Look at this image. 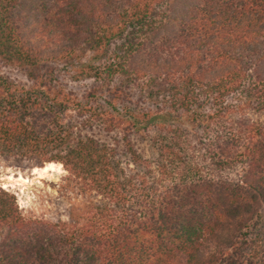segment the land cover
Listing matches in <instances>:
<instances>
[{
	"label": "trees",
	"instance_id": "16d2710c",
	"mask_svg": "<svg viewBox=\"0 0 264 264\" xmlns=\"http://www.w3.org/2000/svg\"><path fill=\"white\" fill-rule=\"evenodd\" d=\"M0 61V160L101 199L0 188V264H264V0H0Z\"/></svg>",
	"mask_w": 264,
	"mask_h": 264
},
{
	"label": "rangeland",
	"instance_id": "374dc122",
	"mask_svg": "<svg viewBox=\"0 0 264 264\" xmlns=\"http://www.w3.org/2000/svg\"><path fill=\"white\" fill-rule=\"evenodd\" d=\"M63 67V64L56 65V68L61 71L60 79L67 85L68 90L75 91L80 95H85L90 91L93 82L74 83L70 78H64L65 69ZM0 76L26 82L21 71L5 67L1 61ZM134 96L136 100H139L140 92L135 91ZM253 119L264 122V114L254 116ZM133 141L139 151L140 149L148 150V143L142 141L140 136H135ZM61 166L62 172L55 171L49 175L40 176L35 173V170L44 167L39 168L27 163L0 160V188L16 197L20 209L27 218L50 222L68 221L72 211H81L79 215L84 217V213L89 211L90 204L101 199L95 194H84L63 165Z\"/></svg>",
	"mask_w": 264,
	"mask_h": 264
},
{
	"label": "bare ground",
	"instance_id": "6f19581e",
	"mask_svg": "<svg viewBox=\"0 0 264 264\" xmlns=\"http://www.w3.org/2000/svg\"><path fill=\"white\" fill-rule=\"evenodd\" d=\"M62 170V166L61 165H56V164H47L46 167H44L43 169H36L35 173L39 174L40 176H45V175H49L51 172H55V171H61Z\"/></svg>",
	"mask_w": 264,
	"mask_h": 264
}]
</instances>
